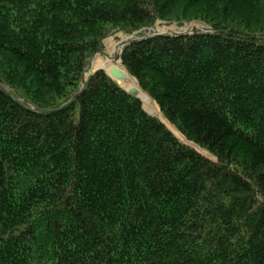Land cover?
<instances>
[{"label": "trees", "instance_id": "trees-1", "mask_svg": "<svg viewBox=\"0 0 264 264\" xmlns=\"http://www.w3.org/2000/svg\"><path fill=\"white\" fill-rule=\"evenodd\" d=\"M0 264H264V0H0Z\"/></svg>", "mask_w": 264, "mask_h": 264}, {"label": "rangeland", "instance_id": "rangeland-1", "mask_svg": "<svg viewBox=\"0 0 264 264\" xmlns=\"http://www.w3.org/2000/svg\"><path fill=\"white\" fill-rule=\"evenodd\" d=\"M158 22L159 21H157L153 24L140 26L139 28H137L131 32H128V33L120 31L118 29V27L111 28L101 40V43H100L101 49H99L98 51H95L92 57H91V55L88 57L87 65L90 63V70H94V69L100 68V67L109 68V66L112 64H115L116 66H118V68L122 69L123 67H122L120 61L116 58H113V56L116 53V48H117V54L120 52V47H116L118 44L121 45V43L123 41H127L128 39H131V38H135L138 35H148V34H153L154 32L157 33V32H166V31L172 32V31H174V30H172L173 27H171L170 28L171 30H169V27H165L163 25H158ZM201 23H203V24H201ZM185 24L186 25H194V27H195L194 29H198V30H201V28L206 27L205 25H208V24H206L204 22H200V21H187V22H185ZM152 25H154V26L151 28ZM206 28H208V27H206ZM190 30H192V28ZM207 30H204V31H207ZM175 31L182 32V30H180L179 28H176ZM186 31H189V29H186ZM104 53H105V55H104ZM147 113H149V112H147ZM153 115L158 116L156 113H154ZM167 128H169L171 130V128L169 126H167ZM171 132L173 134H175L172 130H171ZM210 158H213V157H210Z\"/></svg>", "mask_w": 264, "mask_h": 264}, {"label": "water", "instance_id": "water-1", "mask_svg": "<svg viewBox=\"0 0 264 264\" xmlns=\"http://www.w3.org/2000/svg\"><path fill=\"white\" fill-rule=\"evenodd\" d=\"M185 22L184 21H177V22H171V21H159L158 22V25H167V24H175L177 25L178 27L183 25ZM203 24V23H201ZM199 32H209V31H200V30H192V31H184V32H178V31H172V32H154L153 34H148V35H157V34H165V33H176V34H183V33H199ZM129 41V39L127 41H123L121 43V45H117L116 47H120V51H121V48L123 47V45H125L127 42ZM120 53V52H119ZM119 53L117 54V48H116V53H115V57L116 59L119 60ZM94 53L91 54V57L93 56ZM105 55V53H104ZM96 69H104L106 71V73L113 79L117 82V84L120 85V81L125 79L126 78V74L120 69L118 68L116 65H110L108 69L104 68V67H100V68H96ZM96 69L94 70H90V63L86 66L84 72H83V75H82V79H81V88L83 87V85L85 84V81H86V77L93 73ZM123 89H125L127 92L131 93V94H135L137 98H139L138 94H137V91L135 88H124L122 85H120ZM79 92L75 95H73L69 101L75 99L76 96H78ZM140 99V98H139ZM141 100V99H140ZM146 111V110H145ZM150 114V113H149ZM153 115V114H151ZM153 116H156V115H153ZM159 118V116H157ZM160 119V118H159ZM161 120V119H160ZM162 123H164L162 120H161ZM165 124V123H164ZM166 125V124H165ZM191 144V143H189ZM194 148H196L197 145H193L191 144ZM198 147V146H197ZM197 149V148H196ZM198 150V149H197ZM199 151V150H198ZM200 152V151H199Z\"/></svg>", "mask_w": 264, "mask_h": 264}, {"label": "bare ground", "instance_id": "bare-ground-1", "mask_svg": "<svg viewBox=\"0 0 264 264\" xmlns=\"http://www.w3.org/2000/svg\"><path fill=\"white\" fill-rule=\"evenodd\" d=\"M185 24V23H184ZM183 24V25H184ZM167 25H170V24H167ZM183 25H181V26H183ZM181 26H179V27H181ZM178 27V26H177ZM191 28H189V31H192V30H190ZM193 30H198V29H193ZM209 30V29H208ZM201 31V30H200ZM113 58H116L115 57V55L113 56ZM112 65H115V64H112ZM118 67V66H117ZM123 67V66H122ZM124 69V68H123ZM124 71H125V69H124ZM126 72V71H125ZM126 74L129 76V74L126 72ZM130 77V76H129ZM131 78V77H130ZM126 79V78H125ZM132 79V78H131ZM121 85V84H120ZM125 88V87H124ZM139 88V87H138ZM197 147V146H196ZM200 148V147H199Z\"/></svg>", "mask_w": 264, "mask_h": 264}]
</instances>
